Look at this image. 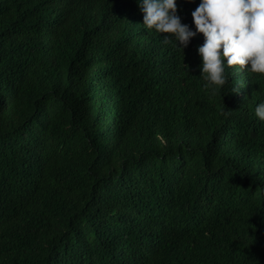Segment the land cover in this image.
<instances>
[{"label":"trees","instance_id":"1","mask_svg":"<svg viewBox=\"0 0 264 264\" xmlns=\"http://www.w3.org/2000/svg\"><path fill=\"white\" fill-rule=\"evenodd\" d=\"M144 15L0 0V264H264V75Z\"/></svg>","mask_w":264,"mask_h":264},{"label":"clouds","instance_id":"2","mask_svg":"<svg viewBox=\"0 0 264 264\" xmlns=\"http://www.w3.org/2000/svg\"><path fill=\"white\" fill-rule=\"evenodd\" d=\"M143 24L170 35L184 48L203 33L198 52L207 85L223 86L229 79L226 65L264 75V0H201L192 11L195 28L182 21L177 0H139ZM264 120V100L255 107Z\"/></svg>","mask_w":264,"mask_h":264}]
</instances>
